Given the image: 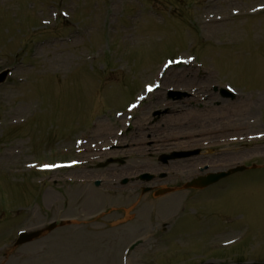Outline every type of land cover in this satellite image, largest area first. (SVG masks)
<instances>
[{
    "label": "rangeland",
    "instance_id": "374dc122",
    "mask_svg": "<svg viewBox=\"0 0 264 264\" xmlns=\"http://www.w3.org/2000/svg\"><path fill=\"white\" fill-rule=\"evenodd\" d=\"M59 9L70 21L60 17ZM41 19L48 20L47 29L39 28ZM176 58L186 63L175 66ZM7 67L11 75L0 84V264H88V260L100 264L102 257L107 260L101 264H122V258L124 264H140L138 259L142 264H189L167 254L178 248L191 251L236 233L244 247L232 251L234 259L241 255L242 260L264 259V137L255 135L264 132V0H0V71ZM159 68L165 69L161 80ZM155 79L159 90L150 92L145 86L153 87ZM168 87L187 93L181 97L189 105L185 112L181 102L173 105V100L181 99L165 92ZM220 88L232 89L235 97H222ZM142 91L148 95L141 109L143 119L160 107L179 106L178 113H193L189 120L172 114L176 123L167 127L161 123L168 113L150 121L155 133L149 138V130L145 133L143 146L150 143L155 153H161L174 137L162 133L175 130L178 136L183 129L201 125L206 138L182 141L181 147L176 140L169 149L195 143L191 148H209L204 155L211 156L195 165L210 161L222 170L246 162L248 167H259L235 172L171 205L164 199L167 195L158 196L168 190L158 184L159 179L126 185L116 180L113 186L115 179L165 169L156 154L133 153L134 149L126 153L138 123L132 122L126 131L125 120L114 119V112ZM98 119L100 128L90 140L100 148L89 150L88 141L86 151L75 155L83 147L77 146V135L88 140ZM180 121L185 124L178 125ZM124 129L125 134H117ZM205 140L209 141L203 148ZM114 141L122 142L119 151L103 150ZM50 149L56 156L72 150L64 158L86 162L45 174L26 169L28 162L54 160L48 156ZM259 154L260 158L253 157ZM108 156L124 158L125 163L99 168L97 163ZM20 172L24 175L12 174ZM105 175L110 189L103 183ZM88 177L103 205L86 209L78 198L77 179ZM93 179L101 180L98 188ZM187 179L185 174L168 183L185 195L192 190L178 187ZM158 199L163 200L159 209L170 213L163 216L178 218L176 225L127 251L159 220L153 213L139 217L141 204ZM131 205L134 218L115 226ZM81 213L84 219L90 215L94 219L83 224L81 218L78 221ZM70 218L74 222L11 247L19 229ZM78 227L95 235L71 239ZM152 250L153 254L146 253Z\"/></svg>",
    "mask_w": 264,
    "mask_h": 264
},
{
    "label": "bare ground",
    "instance_id": "6f19581e",
    "mask_svg": "<svg viewBox=\"0 0 264 264\" xmlns=\"http://www.w3.org/2000/svg\"><path fill=\"white\" fill-rule=\"evenodd\" d=\"M184 79H186V78L184 77ZM185 114H187V113H185ZM192 114L193 113H188L185 117L188 118V117L192 116ZM168 116L169 117L165 118L166 120H164L163 123L167 124V123L170 122L169 120L172 117L170 115H168ZM173 120L174 119L172 118L171 121H173ZM250 121H251V119H248L247 123L249 124ZM99 128H100V126L95 131H93L91 138H94V136L97 135ZM144 138H145V131L138 126L135 129L134 137L129 142V147L127 148L128 149L127 152H129L132 149L142 148V144L144 143ZM196 161L197 160H194L193 157H191V158H183V159H176V160H168V161H165L166 163H163L165 165H162V167H164L165 169L158 170V171H171V170H173L176 175H180L181 173L179 171L183 170L185 168V165H187V167H188L187 170H186V173H187L189 171L188 169L190 167H192L193 164ZM192 162H193V164H192ZM107 177H109V176L108 175L104 176L105 179L103 180V183L107 182L106 184L108 185V188L110 189L112 187V184H111V182H108L106 180ZM81 179L82 178H79V180H81ZM81 181L83 182V185H81V187L78 186L79 187L78 188V198L83 203L84 208L87 209V208L95 207L97 205H103V203L100 201V199H98V197H97V195L95 193L96 190H91L90 189V186H89V183H88L89 182V177L87 179L83 178ZM115 182H116V180H115ZM118 190H120V189H118ZM181 196L182 195L180 194V192L179 193H168L167 194V198H164V199H166V202L168 204H170V205L171 204H177V202H179ZM162 201L163 200L145 201L143 204H141L142 207H140V211H138L137 215L139 217L143 218L145 216L152 215V213H153V215H154V217L156 219L157 218H161L163 216V213H169V211H167L168 209L163 210V211H161L159 209L158 206L161 205ZM155 211H157V213H154ZM83 231H85V229H82V228H79V227L77 229H74L73 232H72V235H70L71 239H72L73 236L78 237L79 235H81V236H86V235H93L94 236L95 235V233H93V232H83ZM121 239H123V237H121ZM121 251H120V257H121ZM106 260L107 259L104 258V257L98 259L100 264L102 262L106 261ZM108 261H109V259H108ZM87 262H88V264H94L93 263L94 261H91V260H88Z\"/></svg>",
    "mask_w": 264,
    "mask_h": 264
},
{
    "label": "flooded vegetation",
    "instance_id": "af4514ba",
    "mask_svg": "<svg viewBox=\"0 0 264 264\" xmlns=\"http://www.w3.org/2000/svg\"><path fill=\"white\" fill-rule=\"evenodd\" d=\"M185 227H187V225ZM219 228H220V226L213 228L212 230L217 231ZM224 239H226V238H224ZM216 241H220V240H214L212 242H216ZM210 243L211 242H208L206 244H203L202 246H197V247L193 248L192 252L193 253H199V250L201 248L207 250V247H208L207 245ZM239 248H241V247H237V249H239ZM234 249H236V248H234ZM234 249L219 250V251H216L214 253L208 254V255H210V257H201L200 255H197L196 257L200 260V262H199L200 264L201 263H207V262H212V263H217V264H226V263H222V262H224L226 257L228 258V261H235L234 255L232 253V251ZM216 261H219V262H216ZM194 264H196V263H194Z\"/></svg>",
    "mask_w": 264,
    "mask_h": 264
},
{
    "label": "water",
    "instance_id": "95a60500",
    "mask_svg": "<svg viewBox=\"0 0 264 264\" xmlns=\"http://www.w3.org/2000/svg\"><path fill=\"white\" fill-rule=\"evenodd\" d=\"M2 79H3V77H2ZM1 79V80H2ZM0 80V81H1ZM237 170H241V169H236L235 171H237ZM235 171H232V172H235ZM231 172H229V173H227V174H230ZM226 174H224V173H222V174H220V175H214V177H212V179H210V180H207V181H205V182H203V183H201V184H199V186H205V185H208V184H210V183H213V182H215V181H217L219 178H221V177H223V176H225ZM42 233L41 232H36V233H32V234H29V235H26V236H23L17 243H24V242H27V241H30V240H32V239H34V238H37L39 235H41ZM16 243V244H17Z\"/></svg>",
    "mask_w": 264,
    "mask_h": 264
},
{
    "label": "snow or ice",
    "instance_id": "6c2138e0",
    "mask_svg": "<svg viewBox=\"0 0 264 264\" xmlns=\"http://www.w3.org/2000/svg\"><path fill=\"white\" fill-rule=\"evenodd\" d=\"M149 91H151V89H149Z\"/></svg>",
    "mask_w": 264,
    "mask_h": 264
}]
</instances>
